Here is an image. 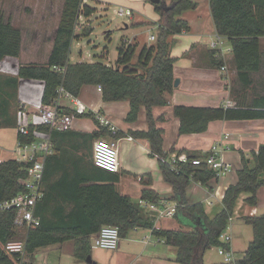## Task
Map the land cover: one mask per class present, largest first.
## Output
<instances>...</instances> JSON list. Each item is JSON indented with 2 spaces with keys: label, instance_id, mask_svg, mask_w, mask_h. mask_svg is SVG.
<instances>
[{
  "label": "trees",
  "instance_id": "16d2710c",
  "mask_svg": "<svg viewBox=\"0 0 264 264\" xmlns=\"http://www.w3.org/2000/svg\"><path fill=\"white\" fill-rule=\"evenodd\" d=\"M58 1L63 3L59 11V24L47 35L44 34L45 31L40 33L38 28H32L31 9L25 10L26 15L22 18L20 27L14 26L3 15L0 16V63L7 57L22 61L16 77L0 75L1 125L12 127L16 124L17 115L15 118L12 108L18 98L20 80L45 83L42 99L45 106L53 105L60 87L79 97L84 87L95 86L102 88L104 102H130L128 122H136L145 109L149 129L132 135L149 140L151 156L158 159L165 182L173 188L172 201L177 204L175 218L181 224L188 223L189 226L187 230L155 229L153 234L177 249V263L205 264L204 257L209 250L229 248L221 242V237L228 228L240 196L251 194L252 197L246 199V203L250 206L259 205L258 194L264 188V145L252 161L243 157L238 182L226 191L223 209L213 218L206 213L203 204L189 203L187 190L191 183L208 186L215 179V173L206 163L193 165L192 160L204 158L189 153L187 155L190 162L180 164L177 170H173L168 162L170 154L163 148L165 131L159 126V123L165 121V117L156 119L153 111L158 107H167V95H172L175 91L176 59L171 56L174 45L171 37L191 30L187 21L178 18L186 11L196 10L198 4L193 0H171L169 5L166 0H161L160 4H154L155 11L160 15L156 44L145 46L136 63V47L124 44L118 50L116 63L109 66L101 62L71 63L70 53L76 39L77 22L81 16L91 18L96 10L85 5L84 0ZM210 10L217 35L229 41L238 77L244 88H249L252 85L251 74L261 70L264 0H210ZM92 30H86L84 36L89 37ZM211 58L213 66L222 67L221 62L213 56ZM235 103L233 108L176 106L174 116L180 120V135L205 133L209 125L216 121L264 119V110L258 111V108L264 109V98L255 100V110L247 109L243 101ZM2 117L7 118L5 124ZM85 117L97 121L92 114ZM40 130L46 132L48 129L42 127ZM109 137L117 139L122 135H113L102 126L92 134L71 131L53 134L55 149L59 155L51 156L46 164V193L37 208L41 225L29 233V256L40 249L75 241V256L79 260H85L91 254L95 236L104 227L119 228L121 239L127 238L136 229L154 228V221L145 214L141 204L134 203L129 196L118 191L116 183L119 177L99 169L94 161L88 163L86 159L79 157L83 148H91L96 140ZM18 141L30 143L34 141V137L18 135ZM183 153L184 150L178 156ZM27 168L28 165L15 159L0 164V204L26 191L22 182L28 176ZM147 183V186L150 185ZM142 200L157 204L160 197L153 190L144 189ZM15 219L16 211H0V264L20 263L18 254L5 250V245L24 239L26 234L25 230L15 226ZM245 221L253 228L254 239L245 259L230 264H264V214L246 217ZM20 232H23L22 235Z\"/></svg>",
  "mask_w": 264,
  "mask_h": 264
},
{
  "label": "crops",
  "instance_id": "0c3cea01",
  "mask_svg": "<svg viewBox=\"0 0 264 264\" xmlns=\"http://www.w3.org/2000/svg\"><path fill=\"white\" fill-rule=\"evenodd\" d=\"M55 1L57 0H44L43 8L33 10L30 15L32 18V28H38L40 33L45 31L44 34L47 35L53 31L54 27L58 26L59 13L54 8ZM92 1L96 2L92 6L86 4V0H84V4L94 8L96 10L95 14H97L101 7H108L113 0ZM193 1L198 4V8L192 11L196 13L202 8L204 10V14L201 13L196 16L197 19L202 20L201 25L203 27H200V30L195 33L196 30L193 29L192 20L189 21L184 16L178 18L187 21L191 28L190 32L171 37V41L174 44L171 56L176 59L175 77L176 80L180 81V85L175 88L172 95H167L169 100L168 106L155 108L153 112L156 119L162 116L165 117V121L159 123V126L165 131L163 148L165 152L170 154L169 160L177 157L178 153L183 150V154L185 155L189 153L205 158L213 146L222 145L224 151L221 154V158L225 163L231 165L232 170L219 179H213L208 186H202L193 182L187 190L189 203L191 205L203 204L206 213L213 218L223 209V199L226 191L230 186L238 182V171L242 167L243 157L252 161L260 147L264 145V119L216 121L209 125V129L205 133L181 136L180 120L174 116V108L176 106L218 108L224 107L227 101H243L247 109L255 110L253 108L255 100L264 98V38L261 39V70L251 74L252 85L249 88H244L243 83L238 77L232 47L230 46L225 51L223 49L225 43L222 41L225 38L217 35L211 15L210 0ZM170 2H167V5ZM97 3H100L101 7H96ZM128 4L133 5L135 2L128 0ZM25 10L13 8L11 2H8L7 7L3 6L2 12L0 11V16L3 15L5 19L11 20L13 25L16 26L14 18L20 16L22 19L26 15ZM21 23L22 20L20 21V25L16 27H20ZM143 24L146 23H142L141 25ZM129 28L130 26H126V30ZM79 35L76 34V39L73 41L71 47L70 61L73 64L85 62L82 53L78 56L75 55V58L72 54L74 43L82 39V37L79 38ZM212 44H216V47L213 48ZM126 45L136 47V57L134 60V63H136L142 50H139L140 47L132 41H129ZM146 46L150 47L153 45L146 44ZM212 56L223 64L221 68L213 66ZM14 61H16V64H14ZM87 63L97 62L87 61ZM13 64L17 65L16 71L18 75L22 65L21 59L7 57L0 63V69L3 68L6 71ZM104 64L109 66L114 65L113 63L108 64L106 62ZM44 89V82L20 80L17 98L20 106L32 107L41 103ZM77 98L87 106L89 114L94 115L97 121L93 118L78 116L71 132L92 134L98 132L100 126L110 130V127H106L101 123L100 118H103L110 122L111 127L116 128L117 133H121L122 135V137L116 139L119 140L120 171L118 173L106 171L110 175L119 177V181L116 183L118 191L122 195L129 196L133 202L137 200L134 203L141 204L143 207L142 204L147 203L142 200L143 190H153L160 197V201L157 203L159 209L163 211L171 209L174 204L172 201L173 188L165 182L158 159L151 156L149 140L136 138L132 135L134 132L148 131L146 110H142L136 122H128L127 117L131 110L129 101L104 102L103 95L99 92V87L95 86L84 87ZM61 106L64 111L70 113L74 111L73 104L66 99L61 100ZM260 110L264 109L258 108V111ZM6 119L3 118V124H5ZM1 123L0 119V137L6 138L8 131L15 130L17 147L19 142L17 133L18 116L15 126L10 127L1 125ZM226 136L228 137L227 140L225 139ZM130 137L133 138V141L127 140ZM111 138L109 137V139ZM12 148H5L3 145L0 147V152L3 154H11V158L0 159V164L14 159V150L10 151ZM55 150L56 153L54 155L58 156L59 152L57 149ZM147 182L150 185L147 186ZM46 188L45 186V190ZM258 196L260 200L258 206H250L246 203V199L252 197L251 194H242L240 196L228 228L221 237V242L228 245L229 248L227 250H230L233 254L232 261L227 262L226 258L219 253V249L213 248L205 254V264H230L238 263L245 259L246 252L254 239L253 228L246 223L245 218L264 214V188L259 191ZM144 210L145 214L154 221L158 212L148 208H144ZM155 228L157 230H187L189 226L188 223L181 224L174 216L172 218H162L155 225ZM130 235L132 236L129 240L130 244H120V247L115 251L116 253L111 264H179L176 261L178 255L177 249L167 245L164 239L154 235L151 230L139 228L131 231L128 236ZM215 251L221 259L214 257Z\"/></svg>",
  "mask_w": 264,
  "mask_h": 264
},
{
  "label": "built area",
  "instance_id": "2783aa9c",
  "mask_svg": "<svg viewBox=\"0 0 264 264\" xmlns=\"http://www.w3.org/2000/svg\"><path fill=\"white\" fill-rule=\"evenodd\" d=\"M120 17H132L133 11L130 9H121L119 11ZM84 19L81 16L77 22ZM76 27V29H77ZM156 36H151L150 41H156ZM213 48L216 44L212 45ZM57 71L65 72L59 68ZM99 92L102 93V88L99 87ZM66 99L74 106L72 113H67L61 106V100ZM236 106L235 102L227 101L225 107L233 108ZM87 106L77 97L65 91L63 87L58 90V97L52 106H45L42 102L34 106L22 105L18 111V127L17 133L21 137L33 136L34 141L30 143L18 142L14 150V159L19 163L28 165L27 178L22 182L26 191L18 194L12 199L6 200L0 204V211H16L15 226L25 230L24 239L15 240L5 245V250L11 254H18L20 258L19 264H26L29 257L27 251V243L30 231L41 225V218L37 215V208L39 203L45 197V170L48 159L56 153L55 144L53 141V134L55 132L71 131L74 127L75 120L78 116L88 115ZM101 123L110 127L113 135L117 134L115 127H111L109 121L100 118ZM44 127L48 130L46 132L40 129ZM226 140L228 137L226 136ZM128 141H133V138H127ZM222 145H215L204 159L192 160V164L200 166L206 163L208 167L215 173V179H219L232 170L231 165L225 163L221 158L223 153ZM93 161L96 167L104 171L118 173L120 171L119 162V140L115 138L107 139L101 138L95 142ZM173 170H177L180 164H187L190 162L189 157L185 154L174 157L168 161ZM145 208L157 211L158 215L154 219L155 225L159 223L162 218L174 217L177 211V204L173 205L171 209L161 210L158 204H147ZM159 241H161L159 239ZM121 244L120 230L117 227H104L98 235L94 238L93 248L103 249L109 251H116ZM219 253L226 258L227 262L232 261V252L230 250L219 248Z\"/></svg>",
  "mask_w": 264,
  "mask_h": 264
},
{
  "label": "rangeland",
  "instance_id": "374dc122",
  "mask_svg": "<svg viewBox=\"0 0 264 264\" xmlns=\"http://www.w3.org/2000/svg\"><path fill=\"white\" fill-rule=\"evenodd\" d=\"M89 5H94L96 2L92 0H86ZM135 4L129 5L128 0H113L111 4L102 8L100 3L96 7H101L97 14H94L88 21V19H82L78 23L76 34H80L79 38L82 39L74 43L72 48V54L78 56L82 53L84 61H96L101 63L115 64L118 59V50L122 45H126L129 41L135 43L142 50L144 46L154 45L158 41L160 15L155 11V6L150 0H133ZM167 2L171 0H166ZM8 2H11L13 8L24 9H41L43 8L44 0H0V11L2 12L3 6L6 8ZM166 2V3H167ZM61 2L57 0L55 9L59 13ZM130 7V8H129ZM133 10H132V9ZM121 9H130L133 11L132 17H120L119 11ZM21 11V12H23ZM203 8L199 12L188 11L182 13L179 17H186L193 25L195 33L200 30L201 21L197 19V15L203 13ZM19 12V11H18ZM186 14V15H185ZM196 17V18H195ZM20 16L14 18L15 25L19 26L21 21ZM142 23H146L141 25ZM126 26H130L126 30ZM92 30V34L89 37H85L86 30ZM126 30V31H124ZM151 36H156L157 41H150ZM195 36V35H194ZM217 41L218 39L215 38ZM225 44L223 49L227 51L230 48V43L227 39L222 40ZM221 41V42H222ZM220 42V40H219ZM213 45V44H212ZM141 52V51H140ZM72 58V56H71ZM16 64V61H14ZM13 64L8 67V70L4 71L0 69V75L6 77L17 76V65ZM19 94V93H18ZM18 100L15 101L12 108V114L17 115L20 109ZM109 139V138H107ZM2 145L6 148H12L10 151L16 149L15 130L8 131L6 138L0 137V147ZM95 142L92 143L91 148L89 146L86 150H81L79 157L86 159V162L91 163L93 161ZM120 150V148H119ZM11 154H3L0 152V159H8ZM14 157V154H13ZM93 163V162H92ZM264 178V175H263ZM137 202V200H134ZM175 204V202H173ZM173 204V205H174ZM145 208L146 204H142ZM143 231V230H142ZM23 232H20L22 235ZM132 236L121 240V245L130 244ZM128 239V240H127ZM126 242V243H125ZM128 242V243H127ZM94 243V241H93ZM75 241H68L63 245H56L44 249L38 250L33 256H29L27 259L28 264H88L87 259L79 260L75 256ZM115 251L95 249L93 248L90 254L92 260L98 264H111ZM214 257L221 259L218 253L215 251Z\"/></svg>",
  "mask_w": 264,
  "mask_h": 264
},
{
  "label": "water",
  "instance_id": "95a60500",
  "mask_svg": "<svg viewBox=\"0 0 264 264\" xmlns=\"http://www.w3.org/2000/svg\"><path fill=\"white\" fill-rule=\"evenodd\" d=\"M150 1L153 4H160L162 2L161 0H150ZM179 85H180V81L177 79L175 81V88L179 87ZM87 262H88V264H98V263L94 262L90 256L87 258Z\"/></svg>",
  "mask_w": 264,
  "mask_h": 264
}]
</instances>
